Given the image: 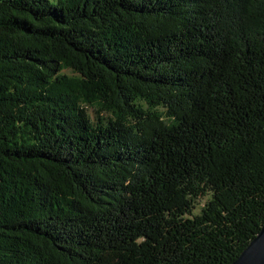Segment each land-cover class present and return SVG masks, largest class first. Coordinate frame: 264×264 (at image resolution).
<instances>
[{"label":"trees","instance_id":"16d2710c","mask_svg":"<svg viewBox=\"0 0 264 264\" xmlns=\"http://www.w3.org/2000/svg\"><path fill=\"white\" fill-rule=\"evenodd\" d=\"M263 225L264 0H0V264H232Z\"/></svg>","mask_w":264,"mask_h":264},{"label":"water","instance_id":"95a60500","mask_svg":"<svg viewBox=\"0 0 264 264\" xmlns=\"http://www.w3.org/2000/svg\"><path fill=\"white\" fill-rule=\"evenodd\" d=\"M232 264H264V225Z\"/></svg>","mask_w":264,"mask_h":264},{"label":"rangeland","instance_id":"374dc122","mask_svg":"<svg viewBox=\"0 0 264 264\" xmlns=\"http://www.w3.org/2000/svg\"><path fill=\"white\" fill-rule=\"evenodd\" d=\"M87 110H88V113L90 114L91 118L96 121L98 118L99 112H97V110L95 108L90 107V106L87 107ZM202 204H203V201H201V203L198 205L196 212H199L200 208L202 207Z\"/></svg>","mask_w":264,"mask_h":264}]
</instances>
